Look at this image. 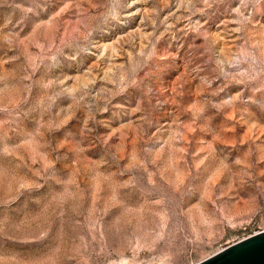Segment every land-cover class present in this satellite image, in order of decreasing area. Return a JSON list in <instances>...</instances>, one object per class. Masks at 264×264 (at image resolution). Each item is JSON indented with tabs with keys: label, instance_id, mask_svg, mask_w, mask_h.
I'll return each mask as SVG.
<instances>
[{
	"label": "rangeland",
	"instance_id": "1",
	"mask_svg": "<svg viewBox=\"0 0 264 264\" xmlns=\"http://www.w3.org/2000/svg\"><path fill=\"white\" fill-rule=\"evenodd\" d=\"M262 232L264 0H0V264Z\"/></svg>",
	"mask_w": 264,
	"mask_h": 264
},
{
	"label": "water",
	"instance_id": "2",
	"mask_svg": "<svg viewBox=\"0 0 264 264\" xmlns=\"http://www.w3.org/2000/svg\"><path fill=\"white\" fill-rule=\"evenodd\" d=\"M199 264H264V232L244 239Z\"/></svg>",
	"mask_w": 264,
	"mask_h": 264
}]
</instances>
